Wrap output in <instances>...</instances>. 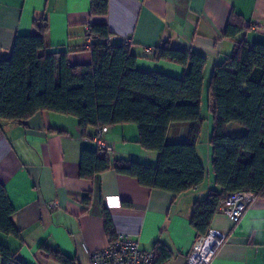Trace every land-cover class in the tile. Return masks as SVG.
<instances>
[{
	"label": "crops",
	"instance_id": "0c3cea01",
	"mask_svg": "<svg viewBox=\"0 0 264 264\" xmlns=\"http://www.w3.org/2000/svg\"><path fill=\"white\" fill-rule=\"evenodd\" d=\"M232 11L245 24L235 39L264 43V0H107L105 15H91L90 0H0V59L8 56L15 35L36 33L33 20L44 17L49 48L67 51L70 64H88L92 59L88 26L105 24L112 33L110 42L129 43L140 69L175 77L184 73L181 65L153 58L155 48L163 42L203 56L201 103L206 96L208 107L211 71L234 48V40L224 36ZM188 125L170 124L167 141L185 140ZM227 130L229 134L244 131L235 124H228ZM210 133L202 149L200 136L197 143L205 179L176 194L148 188L114 170L101 172L92 180L80 178L83 148L102 145L111 158L156 163L157 153L138 143L133 123L107 127L99 133V140L94 128L81 135L74 117L53 112L34 114L26 126L1 123L0 183L16 209L12 220L20 237L0 234V242L26 264H60L42 254L41 245L75 258L78 264H91V253L110 240L102 216L105 208L115 235H129L148 252L159 241L172 254L163 264H187L200 237L190 223L192 205L210 189H219L211 167ZM88 196L90 203L85 205L82 199ZM210 228L227 234L210 264H264V198L257 197L236 221L218 210Z\"/></svg>",
	"mask_w": 264,
	"mask_h": 264
},
{
	"label": "trees",
	"instance_id": "16d2710c",
	"mask_svg": "<svg viewBox=\"0 0 264 264\" xmlns=\"http://www.w3.org/2000/svg\"><path fill=\"white\" fill-rule=\"evenodd\" d=\"M107 0H90L91 15H105ZM36 33L15 35L9 54L0 59V124L27 121L38 112L70 115L77 120L81 135L94 128L133 123L138 143L155 151V164L132 159L111 158L107 148L81 149L80 178L92 180L104 171L136 178L143 186L176 194L203 182L206 170L197 154L203 123L201 91L206 59L190 50L163 42L155 48V60H167L186 69L179 76L140 69L130 45L110 42L112 33L105 24L88 26L91 62L70 64L65 50L46 44L48 24L44 17L33 20ZM244 19L231 12L224 36L234 40L232 52L216 64L208 82V109L212 114L209 138L214 183L207 196L192 205L190 223L199 236L210 229L222 200L234 191H251L264 198V43L249 44ZM174 122L188 123L187 137L168 142L167 132ZM228 124L244 129L229 134ZM89 205L90 197L82 199ZM16 209L0 183V234L20 237L12 220ZM104 228L113 239V225L103 208ZM40 250L60 264H78L48 245ZM153 264L171 257L161 242L153 246ZM0 264H26L15 251L0 242Z\"/></svg>",
	"mask_w": 264,
	"mask_h": 264
},
{
	"label": "built area",
	"instance_id": "2783aa9c",
	"mask_svg": "<svg viewBox=\"0 0 264 264\" xmlns=\"http://www.w3.org/2000/svg\"><path fill=\"white\" fill-rule=\"evenodd\" d=\"M86 37L87 41H90L88 30ZM106 130L107 127H102L98 133ZM96 139L99 140L98 137ZM256 198L255 193L251 191L228 193L222 200L219 211L230 220L236 221ZM226 239V233L210 228L195 241L188 254L187 264H210L216 251ZM90 262L91 264H153V253L141 249L138 241L129 235L119 234L109 240L104 248L92 252Z\"/></svg>",
	"mask_w": 264,
	"mask_h": 264
},
{
	"label": "rangeland",
	"instance_id": "374dc122",
	"mask_svg": "<svg viewBox=\"0 0 264 264\" xmlns=\"http://www.w3.org/2000/svg\"><path fill=\"white\" fill-rule=\"evenodd\" d=\"M201 108H202L201 110H202L203 123L200 131V141H201L200 148L202 149L204 147L203 143H206L209 130H211V126H212V114L207 107L206 96L203 97ZM208 126L210 128L209 130H208Z\"/></svg>",
	"mask_w": 264,
	"mask_h": 264
}]
</instances>
